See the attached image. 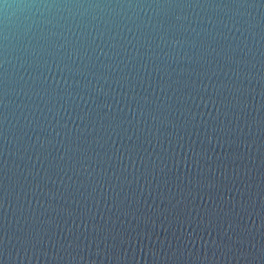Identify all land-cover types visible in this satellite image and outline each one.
Instances as JSON below:
<instances>
[{"label": "clouds", "instance_id": "clouds-1", "mask_svg": "<svg viewBox=\"0 0 264 264\" xmlns=\"http://www.w3.org/2000/svg\"><path fill=\"white\" fill-rule=\"evenodd\" d=\"M53 262L264 264V0H0V264Z\"/></svg>", "mask_w": 264, "mask_h": 264}, {"label": "water", "instance_id": "water-1", "mask_svg": "<svg viewBox=\"0 0 264 264\" xmlns=\"http://www.w3.org/2000/svg\"><path fill=\"white\" fill-rule=\"evenodd\" d=\"M227 195L231 196V193H226ZM53 264H55V262H53Z\"/></svg>", "mask_w": 264, "mask_h": 264}]
</instances>
